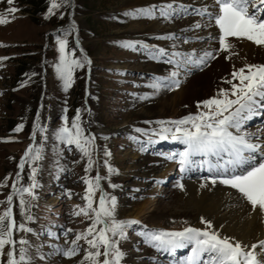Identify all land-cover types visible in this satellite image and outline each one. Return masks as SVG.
<instances>
[{
	"label": "rangeland",
	"instance_id": "374dc122",
	"mask_svg": "<svg viewBox=\"0 0 264 264\" xmlns=\"http://www.w3.org/2000/svg\"><path fill=\"white\" fill-rule=\"evenodd\" d=\"M49 4L50 0H13V4L9 5L7 0H0V14L5 15L8 21L0 24V57L7 58L0 60V181L8 177L7 182L0 186V213L7 207L6 196L13 191L12 181L16 179L18 171V188L28 187L33 179L37 183L33 189L34 197L23 194V212L21 197H13L12 211L16 227L12 235L17 242V258L19 241L23 238L27 242L24 245L26 253L30 257L26 264H80L83 259V248L86 247L83 239L78 242L82 250L73 257H66L62 251H57V246L60 249L70 247L75 233L83 232L91 223L90 218L82 213L74 214L78 211L75 206L83 207L85 203L83 197L86 185L83 178L85 165L89 163L88 157L75 144H66L57 139L55 134L62 125L71 128L72 118L79 109L81 128L85 135L93 138L92 167L87 176L94 179L99 175L100 187L109 198L116 197L117 219L141 222L127 228L126 238L119 239V247L126 253L121 264L127 259L133 264L149 263L150 256L154 255H158L166 264L167 261L173 264L185 256L189 249L183 250L185 253L177 258L174 256L170 259L168 253L145 244L139 235L145 227H185L183 219L165 215V211L172 210L170 201L175 198L170 193L173 177H165L161 183L155 181L149 186L154 190L157 185V191L164 194L163 198L160 197V208L153 213L151 220L145 221L150 211L135 216L133 204L136 201L153 200L154 206V198L159 195L146 193L147 187L140 180L146 162L144 160L151 150L147 146L141 151L144 140H138L134 134L129 133L127 129L131 127L124 129L127 124L137 125L139 120L148 119L145 108L151 103L150 95L145 99L140 97L153 91L149 85L152 78L157 76L153 74L151 64L155 59L148 55V49L141 44L136 43L129 48L124 47L123 42L131 41L133 35L141 29V24L147 26L154 22L156 34L151 35L148 41L167 44L168 28L180 21L182 16H174L167 23L158 12L153 18L126 15L129 10L143 7L135 5L134 0H73L76 18L73 30L67 24L69 3L54 9L46 18L44 14ZM10 7H16L18 11L10 13L7 11ZM58 36L67 41L66 51L73 57H86L90 61L74 70L73 81L67 90L54 68L59 57ZM74 36L80 42L81 49L85 50V55L77 49ZM185 39L189 43L195 42L191 36ZM163 61L168 63V57L165 56ZM188 74L181 70L179 76L184 79ZM182 106L175 102L173 107L168 106L158 118H179L183 116L179 112ZM194 109L191 113L197 111V108ZM143 115L144 119H140ZM34 121L37 124L35 129ZM18 124L23 127L14 131ZM157 127V124L153 125V128ZM29 144L33 145L30 156L25 157L24 167L18 168L20 157ZM37 150L40 158L32 159L31 155ZM105 151L110 155L105 157ZM105 160L116 169L115 173L122 176L121 185L116 184L118 188L110 186L115 182ZM33 168H36L35 173H32ZM99 194L100 189H96L93 198L96 203ZM28 216L32 219L29 220ZM21 223L32 231L19 229ZM69 229L72 231H67ZM8 248L9 245H5L4 254L0 255V264H7Z\"/></svg>",
	"mask_w": 264,
	"mask_h": 264
},
{
	"label": "snow or ice",
	"instance_id": "6c2138e0",
	"mask_svg": "<svg viewBox=\"0 0 264 264\" xmlns=\"http://www.w3.org/2000/svg\"><path fill=\"white\" fill-rule=\"evenodd\" d=\"M9 5L13 0H7ZM69 0H50L45 17L51 15L54 9L68 4ZM189 8L197 15H207L209 21H214L219 29L218 40L219 50L201 51L197 54L195 49L189 52L172 51L169 53L165 48L154 46H142L148 49V55L153 59L168 57V63L173 65V70L165 76H155L150 81L153 93L141 96V99L148 95L155 94L159 90L172 86L179 87L181 70L184 73L191 71V67H199L207 60L214 58L213 51H227L232 47L229 38H246L256 45L264 46V0H213L212 8L209 11L208 5L194 8L183 3L176 4L175 0L161 3L159 5H148L129 10L126 15L143 16L153 18L157 12L164 19H171L174 16L187 15ZM10 13H16V7L7 9ZM64 15L63 12L60 13ZM14 18V17H13ZM8 22L5 15L0 14V24ZM74 26V21L70 28ZM206 26V25H205ZM193 28H200L202 25L195 22ZM169 37L171 33L167 34ZM201 39V37H194ZM210 38H215L211 37ZM59 57L54 64L57 76L67 90L73 81V73L76 68L83 67L90 63L86 57H73L66 51L67 41L57 37ZM78 43V42H77ZM137 42H123L124 47H134ZM81 52L83 50L81 49ZM7 59L0 57V60ZM191 66V67H189ZM237 81V82H233ZM230 88H220L217 95L197 101V111L188 113L176 119L168 118L158 120L155 123L157 128L136 129L148 136L146 142L141 144V151H144L149 144L157 140L177 141L183 145L182 149L167 154L166 158L175 160L183 174L196 167H207L208 176L203 181H211L214 185L219 181L223 185H230L238 191L241 197L248 202L253 210L264 217V139H261L255 132L249 131L245 124L254 116L264 110V64L245 63L242 67L231 73V79L226 81ZM39 114L37 115L38 119ZM80 110L72 118V126L62 125L56 130L57 139L66 144H75L88 157L89 163L85 165L84 183V206L75 207L78 211L89 217L91 223L83 232H76L75 238L71 240V246L60 249L66 257H73L80 252L81 246L78 243L83 239L86 247L83 248V259L80 264H121L122 258L126 255L119 247V239L126 238V229L132 225H139L141 222L135 219H117L115 215L116 197L111 196L100 187V177L94 179L87 176L92 167V144L93 138L85 135L79 123ZM22 124L16 125L14 131H19ZM37 127L36 122L33 128ZM136 139V138H134ZM33 145L29 144L23 156L20 157L18 168L24 167L25 157L30 156ZM110 153L105 151V156ZM32 159H39V150ZM109 174L116 171L107 160L104 161ZM36 168L32 169V173ZM20 172L16 173V179L12 181V192L6 196L7 207L0 213V255L4 254L5 245L7 250V264H26L30 259L24 245L27 243L20 239L18 258L15 251L16 240L13 238V230L16 227L12 214V201L14 195H19L22 212L25 209L23 194L35 196L33 189L37 183L28 187H17ZM32 177H30L31 179ZM107 178V177H105ZM8 177L0 181V186L5 184ZM116 188V184L110 185ZM183 190V183H178ZM201 183L200 187H205ZM96 189H100L98 203L94 202ZM69 195L71 192L69 191ZM2 203V202H0ZM95 203V206H94ZM92 214L91 216L89 214ZM29 220L31 216L27 217ZM202 227L191 224L180 229L152 228L142 230L139 235L143 237L145 244L151 245L158 251L174 254L178 249H189L185 256L180 257L173 264H264V239H258L250 245L235 237L220 234L218 229L213 228L211 220L200 217ZM19 229L31 232L24 223L19 224ZM67 231H72L71 229ZM51 234V233H50Z\"/></svg>",
	"mask_w": 264,
	"mask_h": 264
},
{
	"label": "bare ground",
	"instance_id": "6f19581e",
	"mask_svg": "<svg viewBox=\"0 0 264 264\" xmlns=\"http://www.w3.org/2000/svg\"><path fill=\"white\" fill-rule=\"evenodd\" d=\"M69 2L73 5V0H69ZM166 2H171V0H134L135 5H142L143 7L153 3L159 5ZM175 3L191 5L194 8H200L202 5L206 4L209 6V11L215 10L212 8L213 0H175ZM181 16L182 18L180 21H176L174 25L168 28L166 34L171 33L172 36L169 37L167 44L160 45L148 41L151 35L156 34L154 22L147 26L141 24V29L135 36L133 35L131 41L133 40V42H137L139 45L140 43L138 42L142 41L144 45L154 46L155 48H165L169 53L172 51L189 52L195 49L197 54H199L201 51L219 50V29L214 21H209L207 15H197L192 11V8H189L187 15H184V17L183 15ZM73 21L76 23L72 6L69 11L67 24L70 26ZM165 21L169 23L171 19H165ZM195 22H199L202 27L193 28L192 25ZM71 28L74 30L75 26ZM189 36L193 38L201 37V39L194 38L195 42L192 40L193 43H189V41H185V37ZM210 36L215 38H210ZM229 40L232 44L229 50L219 51L218 55L213 51L214 58L207 60L205 64L199 67L189 66L191 67L192 73H187L188 75L184 79L179 76L182 80L180 86L178 88L176 87L177 92L174 89L175 87L170 90L163 88L155 94L150 95L151 103H148L149 105L145 108V114L149 120L146 118L145 120H139L137 125H133L132 123L127 124L124 129L128 126L131 127L132 129H127V131L134 134L138 140L142 139L146 142L148 136L143 132H137L136 129H152L153 125L156 124L155 122L161 120V118L158 117L162 116V113L168 106L173 107L175 102H178L183 105L179 112L183 116L187 115L191 113L193 108H197V101L217 95L220 88H230V84L226 81L231 79V73L234 68L238 69L245 63L264 64V46L256 45L246 38L232 37L229 38ZM78 45L80 46L79 41ZM163 58L164 57L152 61L151 64L154 75L165 76L173 70V65L163 61ZM150 91L149 93H153L152 90ZM144 117L145 115L139 118L144 119ZM245 127L249 131L255 132L261 139H264V110H261L259 115L247 121ZM148 147L151 153L146 157V160H144L146 162L143 164L142 178L140 180L144 183L143 185L148 188L145 189L147 190L146 193L149 195L158 194L159 196L158 198H154L156 201L154 206H152L154 204L152 202L153 200L136 201L133 204L135 216H140L150 211L151 213L147 216L145 221L151 220L153 213H156L157 209L160 208L162 202L161 198H163L164 194L157 191L159 190L157 185H155L154 190L149 186L155 181V183L159 184L165 177L171 176L173 177V182L171 184L170 193L174 194L175 198L170 201L172 210L170 212L165 211L166 216L183 219L185 227L189 224L202 227L203 225L200 223V217L203 216L212 221L213 228L218 229L220 234L235 237L249 245L258 239H264V217H261L258 211L253 210L237 190L231 188L230 185H223L219 181L214 185L210 180L203 181L202 178L209 175L207 167H196L182 174L179 170V166L177 167L178 164L176 161L166 158L167 154L181 150L183 145L177 141L157 140L156 143L149 144ZM111 175L113 176L115 184L121 185L120 181L122 176L119 173H115V171L112 172ZM202 182L206 184L203 188L200 187ZM178 183H183V190L176 186ZM183 250L186 251L188 249H178L177 251H182L183 254L185 252H183ZM178 256L179 253L177 254V257ZM167 262L171 264L170 261ZM160 263L166 264L165 261H161L158 255H154L153 257L150 256L149 263L143 262L141 264ZM124 264L133 263L130 259H127L124 261Z\"/></svg>",
	"mask_w": 264,
	"mask_h": 264
},
{
	"label": "water",
	"instance_id": "95a60500",
	"mask_svg": "<svg viewBox=\"0 0 264 264\" xmlns=\"http://www.w3.org/2000/svg\"><path fill=\"white\" fill-rule=\"evenodd\" d=\"M72 6H73V5L69 2V8H70V9L72 8ZM73 40H74L75 44L78 45V43H77L78 41H77V38H76L75 36L73 37ZM78 48H79V50L81 51V48H80V47H78ZM82 53L85 54V51H83Z\"/></svg>",
	"mask_w": 264,
	"mask_h": 264
}]
</instances>
